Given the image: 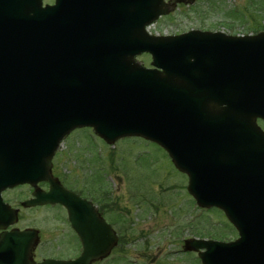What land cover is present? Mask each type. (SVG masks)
Returning <instances> with one entry per match:
<instances>
[{"label": "water", "instance_id": "obj_1", "mask_svg": "<svg viewBox=\"0 0 264 264\" xmlns=\"http://www.w3.org/2000/svg\"><path fill=\"white\" fill-rule=\"evenodd\" d=\"M163 1L122 0L116 25L71 22L66 5L0 0V191L50 179L55 152L76 128H94L109 144L144 136L189 175L198 204L221 208L240 232L231 244L191 243L207 250L203 264H264V134L256 126L264 119V36L150 38L145 26L163 13ZM144 52L156 69L134 62ZM52 184L48 197L71 205L83 240L85 217L105 235L92 206ZM110 232L106 245L88 244L76 261L47 264L107 257Z\"/></svg>", "mask_w": 264, "mask_h": 264}, {"label": "rangeland", "instance_id": "obj_2", "mask_svg": "<svg viewBox=\"0 0 264 264\" xmlns=\"http://www.w3.org/2000/svg\"><path fill=\"white\" fill-rule=\"evenodd\" d=\"M175 3L176 0H171V4ZM257 4L262 5V0H198L190 6L176 4L172 14L158 20L150 30L159 35L191 30L253 34L252 30L257 26L254 23L258 16L254 7ZM220 6L223 10L219 9ZM260 24L257 28L264 31V20ZM139 59L150 66L147 57ZM88 135L89 132L83 129L75 131L64 141L57 160V170L64 174L62 179L79 188L87 185L89 173L98 168L88 162L89 159L95 160L92 158L94 153L87 149ZM99 153L106 167L105 182L109 179L113 189L118 186L112 196L117 201V209L121 215L127 212L130 217L127 233L121 225L124 242L118 250L119 260L112 257L101 264H198L196 255H185L180 234L190 236L191 230L197 227L206 234L205 237L225 235L219 232L226 229L228 223L223 215L196 207L186 190L187 177L175 169L167 152L157 144L143 138H124L112 147L105 145ZM18 197L14 198L12 193L10 198ZM50 211H22V226L40 231L42 251L47 256L76 255L77 244L72 245L66 234L64 213L58 207ZM132 224L134 228L130 227ZM237 237L236 233L235 238L230 237L231 241ZM57 247L61 248L60 252Z\"/></svg>", "mask_w": 264, "mask_h": 264}, {"label": "flooded vegetation", "instance_id": "obj_3", "mask_svg": "<svg viewBox=\"0 0 264 264\" xmlns=\"http://www.w3.org/2000/svg\"><path fill=\"white\" fill-rule=\"evenodd\" d=\"M51 2H52V0H51ZM95 200H96V204H97V207H98L99 214L101 215V217L103 219H105L109 224L112 225V227L115 230V233L118 235L119 245H120L121 240H122V232H123V230L121 228V225L119 224V215L117 214V212H115V213H107V211H106L107 207H106V205L103 202V198H102L101 192L98 194V196L95 197ZM66 217H67V223H68V225H67L68 231L66 232V234L72 240V245H73V243L77 244L76 245L77 246V253H78V251L81 248V252L79 253V255H80L82 253V244H81L79 238L77 237L76 233L72 229V226L69 224L67 214H66ZM56 249L59 252L61 251V248L60 247H57ZM62 251H63V249H62ZM35 255H36V258L35 259L38 260V261H40L39 260L40 259L39 255H41L42 257H44L42 260L48 259V256L46 255V253L43 252L42 250H40L39 252H37ZM79 255L76 254L74 256H68V257L59 256L58 259H62V260H73V259L77 258ZM102 262H104V261H102ZM102 262H100V263H102Z\"/></svg>", "mask_w": 264, "mask_h": 264}]
</instances>
